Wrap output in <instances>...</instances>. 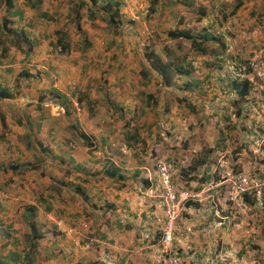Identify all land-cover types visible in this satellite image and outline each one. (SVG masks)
I'll list each match as a JSON object with an SVG mask.
<instances>
[{
    "label": "crops",
    "instance_id": "obj_1",
    "mask_svg": "<svg viewBox=\"0 0 264 264\" xmlns=\"http://www.w3.org/2000/svg\"><path fill=\"white\" fill-rule=\"evenodd\" d=\"M46 1L41 12L46 11V8L43 9ZM60 1L65 2L66 14L69 19L72 18L70 22L73 20L69 30L73 29V33L77 34L69 36V39L79 41L83 33L92 46L83 51L73 50L72 47L69 54L59 53L56 57L46 52V47L41 50V47L35 49L33 46L29 58L10 50L7 59L2 60L7 67L0 72V94L5 91L10 95H0V116L5 122L3 126L0 120V191L3 193L0 200V264H85L89 259L86 261L82 258L85 252L78 247V243H81L79 235L93 234L90 227L95 225L98 236L87 237L89 242L97 247L104 244V239L110 240L113 243L109 251L122 264L126 260L124 254L127 248L138 242L140 245L144 243L139 235H143L148 218L152 222L156 215H162L158 200L144 199L139 193L143 180L146 184L150 183L149 179L154 177L155 171L147 156H141V153L148 151L145 146L139 147L137 143L131 145L127 132L124 135L128 139H123L121 143L117 140L116 132L102 133L99 125L93 127L92 122H101L97 109L101 108L99 104L104 100L113 103V106L118 102L126 106L122 109L130 117L137 112L145 115L148 103L154 105L153 100L148 101V95L156 98L158 103L165 99V89L169 87L162 82L160 74L149 64H144L147 70L142 73L139 63L145 60L146 47L156 52L155 46L161 38L168 39L169 43L182 41V38H171L170 31L189 26L195 28L194 24L200 25L210 15L197 16L189 24L186 17L189 12L181 9L185 3L178 0H157L149 5L139 0H121L123 29L113 38L103 32L106 27L104 22L99 18H88L86 9L82 11L79 21L81 31H77L74 13L71 12L72 0ZM20 2L12 10L19 5L22 8ZM187 7L191 8L190 2H187ZM7 8L5 0H1L0 10L4 9L1 10L4 12ZM214 9L212 5L209 11H217L216 16L223 15L220 9ZM150 10L152 13H149ZM55 12L51 8L49 14L57 19ZM12 18L19 19L18 16ZM31 22L33 24L36 19L27 20L28 24ZM145 24L148 26L143 29L142 25ZM217 24V18H213L209 24L203 22L200 28L215 35L212 30L217 27L218 37L223 39L221 36L227 35V31L223 27L218 28ZM30 37H37L38 42L41 40V35L35 31ZM184 40L179 42L184 44L182 49H186L182 57H186L189 51L196 53L186 46L187 40ZM174 46L176 50L181 49L179 45ZM49 47L51 49L52 46L49 44ZM170 47L173 49L172 45ZM227 47L226 44L223 56L228 55ZM113 55H116V60L111 61ZM106 58L109 61L103 64L101 61ZM189 81L197 83L193 79ZM52 90L66 99L59 98ZM73 92L91 101L88 109L83 107L78 113L72 104L73 109L65 110V105L72 102ZM46 94L53 97L52 102L47 100ZM109 109L110 113H116L115 109ZM146 120L150 121L149 118ZM153 135L155 142H162L159 135ZM148 146L152 145L146 144ZM159 146L156 142L149 151L157 152ZM108 164L113 174L103 172ZM153 205L157 208L155 211ZM189 211L191 216L188 219L180 218L192 233L188 247L184 248L186 259L195 264H206L211 257L214 258L211 260L213 264L228 260L224 252L215 254L219 243L217 246L214 243L219 234L225 237L223 234L227 228L215 226L212 229L214 240L203 246L198 238L200 232L197 228L192 231L191 225L195 227L194 221L197 219L198 224L204 222L200 225L206 230L209 217L205 218L206 210ZM213 213L216 210H209V216L215 218ZM51 214L55 215L54 224L47 219ZM86 214L89 219L84 217ZM58 216L62 218L57 219ZM21 221L25 224L18 228L17 223ZM85 221H89V229L83 226L87 223ZM127 230L132 233L125 234ZM183 231L181 234L185 235L187 232ZM34 233L38 235L34 237ZM99 233L104 237L100 238ZM137 237L138 242L135 241ZM253 240L254 237L245 244L250 246ZM186 244L184 242L183 245ZM220 246L223 247L222 243ZM106 252L101 259L107 256ZM239 256L237 254V260Z\"/></svg>",
    "mask_w": 264,
    "mask_h": 264
},
{
    "label": "rangeland",
    "instance_id": "obj_2",
    "mask_svg": "<svg viewBox=\"0 0 264 264\" xmlns=\"http://www.w3.org/2000/svg\"><path fill=\"white\" fill-rule=\"evenodd\" d=\"M44 1L46 0H42V4L37 9H32L24 4L25 0H21L22 6L23 4L26 5L25 7L23 6L25 9L24 18L15 20L13 27L14 29H18L19 26L25 28L28 26L27 20L29 18L36 19V22L33 23V32L35 31L37 35H41V40L36 43L37 37L34 39L30 37L32 44H34L35 49L41 47V50H43L46 47V52L50 53L52 57L55 54L56 57L59 52L55 51L56 53H54L51 50L52 47L51 49L49 47L50 42L54 41L55 31L65 29L68 32V37L77 36V34L73 33V29L69 30L73 20L70 22L72 18L69 19L66 14L65 2L47 0L43 9L46 8V13H50L51 8L54 11H58L57 14L55 13L58 18L55 19L53 15L49 20L40 18L37 14L42 11ZM151 1L139 0L140 3L148 5L155 2V0ZM238 1L240 0H178L180 3H185L182 4L181 9L187 13L189 12L186 15L190 21L189 24H192L197 16L210 15L200 25L194 24L195 28L194 26H189L182 27V29L203 32L204 29L200 28L203 26V22L209 24L213 18H217L218 28L223 27L222 29L232 33V36L229 34L221 36L223 41L227 42L228 55H240V58L246 60L250 66V71H242L244 67L240 70L235 65V62L228 58V55L225 57V62L219 66V62H215L211 54L201 55L189 51L185 61L192 60L190 74L179 75L176 73L170 87L165 89V99L163 98L157 104L146 106L145 115L137 112L129 117L126 111L122 109L126 108V106L121 105L119 102L118 105L113 106V103L109 104L108 101L104 100L99 104L101 108L97 109L101 116V122L93 121L92 124H94L93 127L99 125L98 127L102 133L108 131L116 132L117 140L121 143H123V139H128L124 135L127 132L130 136L131 145L137 143L139 147L145 146L148 151L152 150V146L156 142L160 144L157 152L153 150L152 152L141 153V156H147V159L151 162V167L155 171V175L152 178L156 177L158 162H165L171 168V184L173 187L191 188L202 192L201 200L191 201L189 205H185L182 208L180 218L188 219L191 216L189 210L191 212L206 210L205 218L209 217L207 229H203L201 225L204 222L200 221L198 224L197 219L194 221L195 227L191 225L192 231L197 228V231L200 232L198 233V238L203 246L214 240L212 229L214 230L215 226L227 228L225 229V234H223L226 238H222V235L219 234L218 240H214L216 246L219 243L215 254L218 255L224 252L223 254H226L228 258L227 262L221 261L218 264H264V203H262L264 198V0H242V2L240 1L242 4L235 14L232 15L230 11ZM77 2L78 0H72L73 11L71 12L73 13L77 9ZM187 2L191 3L190 9L186 8ZM212 5L215 6L214 10L220 9L226 18L223 15L216 16L217 11H209ZM62 8H64L63 11ZM193 8L194 11L192 10ZM1 10L0 12H2ZM250 12H253V14ZM5 13L6 11L0 15L3 16ZM64 13L65 15L62 16ZM149 13H152L151 10ZM72 15L73 19L76 20L75 15ZM99 19L105 23L104 26H107L106 21ZM146 26L148 24L142 25V28L144 29ZM55 28L57 29L55 30ZM107 29V27H104L103 32L115 38L123 29V25L122 23L119 25L115 34ZM216 29L217 27L212 32L215 33L216 38H219V33ZM51 30H53L52 36L50 34ZM143 33L145 34L144 30ZM8 40L5 41L6 45L9 44ZM181 40L169 43L168 39L161 38L159 44L155 46V53L160 59L170 60L175 63L177 60L183 59L181 54L186 52V49H182L184 44H179V42H183V39ZM70 42L74 48L76 41L70 38ZM174 44L179 45L181 49L176 50ZM187 44L186 46L189 48V41H187ZM171 45L173 49L170 47ZM208 46L211 49L215 48L214 43H210ZM146 48L148 53L149 48ZM10 50H15L21 56L27 57L22 49L13 46L8 47V56ZM111 57V61L116 60V55ZM107 59L101 62L106 64L109 61ZM141 62L139 64H141L142 73H144L147 70L144 64H149V62L147 59ZM211 62L215 64H213V67ZM6 67V62H1L0 72L4 71ZM24 77L26 78V76ZM244 78L250 80L251 89L247 95L241 97L232 88V81L234 79L243 80ZM189 79H197L199 82L194 84ZM75 94L76 92H73L71 95L72 102L69 101L65 105V110L73 109L72 104L75 102L81 103V111L83 107L88 109L87 105H90L91 101L86 96ZM176 96H180L183 100L179 103ZM45 97L52 102L53 97L49 94H46ZM109 107L115 109L116 113H110ZM147 118L150 119L149 122L146 120ZM81 123H83V120ZM171 124L173 125L170 127ZM153 133L159 135L162 142H159L160 140L155 142L156 138ZM146 144L152 146L146 147ZM199 174L203 175L200 176ZM239 176L259 180L262 184L260 192L258 190V192L238 193L237 182H232L231 177L238 179ZM145 189L142 188L140 190V195L144 199H155L144 196ZM246 198H249V201H246ZM152 207L154 211L157 209L154 205ZM159 210L162 215L155 216L156 222H151L148 218L143 228V235L142 233L139 235V238L144 240V243L140 245L137 237L135 241L138 244L135 246L133 244V247L127 248L124 254L126 260L122 264H170L169 260L172 258L178 260L175 264H195L190 263L185 256L186 251H184V248L188 247L192 233L188 231L184 223L180 221V218L175 224L174 238L168 245L167 251H165V248L160 243L161 231L165 227V217L163 208L160 207ZM209 210H216V213H213L215 218L209 216ZM87 215H84V217L89 219ZM50 216L47 219L54 224L55 215L51 214ZM60 218L62 217H57V219ZM88 223L89 221L83 225L87 229H89ZM24 224L22 221L18 222L17 227L19 228L20 225ZM182 225L184 229L180 230ZM90 229L93 235L98 236L95 233V230H97L96 225L90 227ZM183 230L187 233L190 232L187 237V233L185 235L181 234V232H184ZM148 231L153 233L149 234ZM130 232L127 230L125 234H130ZM90 234L79 235L81 243H78V247L85 252L82 258L86 261L89 259V262L85 264H120L118 257L109 251L113 242L104 239V244L96 247L89 242L90 239H87V237L93 236ZM250 234H253V236H250ZM6 235L9 236V234ZM82 236L84 240H82ZM253 237L254 240L250 246L245 244L246 241H251ZM130 238H133V236H130ZM85 240L88 242H85ZM184 242L187 243L185 246L183 245ZM221 243L223 247L220 246ZM91 245L93 246L91 247ZM104 251H107V256L104 257L105 262L101 259ZM237 254H240L239 260L236 258ZM92 258L95 259L93 262ZM212 259L214 258L211 257L206 264H213L211 262Z\"/></svg>",
    "mask_w": 264,
    "mask_h": 264
},
{
    "label": "trees",
    "instance_id": "obj_3",
    "mask_svg": "<svg viewBox=\"0 0 264 264\" xmlns=\"http://www.w3.org/2000/svg\"><path fill=\"white\" fill-rule=\"evenodd\" d=\"M157 1V0H155ZM242 2V0H240ZM240 1H238L235 6L232 8L230 13L233 15L235 14L236 10L240 7L242 4ZM6 5L8 8L6 9V13L3 16H0V63L2 60L7 59L8 57V47L13 46L16 48L22 49V51L25 53L27 57L30 56V52L33 49L32 40L30 38L31 33L33 32L34 25L31 23L28 24L25 28L19 26L18 29H14L13 24V16H18L19 19L24 18L25 9L22 6L20 8V5L17 6L14 10H12V7L16 4H18V0H5ZM27 6H29L32 9H37L41 4L42 0H25V3ZM79 7V8H78ZM120 8H121V0H78L77 2V9L74 10L75 15V28L77 31H81L80 27V18L82 17V10L86 9V14L88 18H101L104 21H106V27L107 30L115 34L118 31L119 25H121V14H120ZM78 11V13H77ZM40 12V18L49 20L51 19V16L49 13H46L47 11ZM58 11L55 13L57 14ZM253 14V12H250ZM202 16V15H201ZM224 17V14H223ZM226 18V17H224ZM53 19V18H52ZM204 29V28H203ZM68 32L65 29H58L54 33V41H51L50 44L54 51H58L59 53H70L72 44L70 42L69 37L67 36ZM232 36V33L227 31V35ZM170 37L171 38H182L187 41H189V46L197 54L201 55H207L211 54L212 59L215 60V62H219L218 65L221 66L222 63L225 62V47L227 42L223 41V39L215 38V35L213 33H210L204 29L203 32L198 31H191L190 29H179L176 28L174 30L170 31ZM9 39V40H8ZM9 41V44H5V41ZM231 40V39H230ZM217 43L215 48L211 49L208 45L210 43ZM36 43H38V40L36 39ZM76 45L73 49H81V51L86 50L92 46V42L88 40V38L82 33V39L75 42ZM240 55H228V58H230L232 61L235 62V65L242 70V67H244L242 71H250L251 68L247 64L246 60H242L240 58ZM183 59L177 60V62H173L170 60H162L158 57V55L153 51L150 50L148 53L145 54V59L149 62V65L152 69L156 70L162 79V82L170 87V85L173 82V77L176 73L180 74H190L191 72V62H186L185 57H182ZM212 63V67L215 65L214 62ZM214 64V65H213ZM244 65V66H243ZM238 79V78H237ZM234 79L232 81V88L238 92L239 96H245L249 93L251 89V82L248 78H244L243 80H237ZM197 83L199 82L197 79L195 80ZM56 96L59 98L65 100L66 97L62 94L56 92L55 90H52ZM10 95L9 93H6L5 91H1V96ZM177 101L180 103L183 98L180 96H176ZM153 100V104H157L158 100L154 98L152 95H148V101ZM81 105V104H79ZM148 105H151L150 102ZM0 120L2 122V125H5L4 119L2 116H0ZM113 169L109 167V164L105 167L103 172L105 174H113ZM144 183V184H143ZM143 189H145L147 186H149V183L143 180ZM264 194V193H263ZM246 201H249V198L245 199ZM264 203V198L262 200ZM190 202H187L186 205H189ZM264 209V204H263ZM99 232V231H98ZM100 234V233H99ZM38 234L34 233L33 236L36 237ZM93 235V234H90ZM100 237H104L102 234H100ZM79 264V263H78Z\"/></svg>",
    "mask_w": 264,
    "mask_h": 264
},
{
    "label": "built area",
    "instance_id": "obj_4",
    "mask_svg": "<svg viewBox=\"0 0 264 264\" xmlns=\"http://www.w3.org/2000/svg\"><path fill=\"white\" fill-rule=\"evenodd\" d=\"M76 111L81 112L78 102L74 103ZM150 184L144 191V196L155 198L159 201L163 208L165 217V227L161 231L160 243L167 251L168 245L174 238V229L177 220L181 216L182 208L187 202H195L201 200V190L196 191L191 188H176L171 184V168L165 162H158L156 167V177L150 178ZM232 182H237L236 188L238 193L244 194L249 191H257L261 189V182L255 178L239 176L238 179L231 177ZM2 192L0 191V199ZM189 229V228H188ZM178 260L172 258L170 264H175Z\"/></svg>",
    "mask_w": 264,
    "mask_h": 264
},
{
    "label": "clouds",
    "instance_id": "obj_5",
    "mask_svg": "<svg viewBox=\"0 0 264 264\" xmlns=\"http://www.w3.org/2000/svg\"><path fill=\"white\" fill-rule=\"evenodd\" d=\"M150 181V180H149ZM150 184V183H149ZM148 187V186H147Z\"/></svg>",
    "mask_w": 264,
    "mask_h": 264
}]
</instances>
